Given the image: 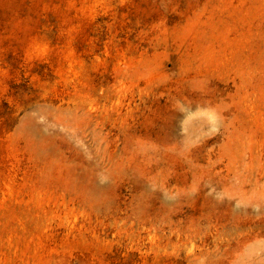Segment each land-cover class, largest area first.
<instances>
[{
    "label": "rangeland",
    "instance_id": "rangeland-1",
    "mask_svg": "<svg viewBox=\"0 0 264 264\" xmlns=\"http://www.w3.org/2000/svg\"><path fill=\"white\" fill-rule=\"evenodd\" d=\"M0 264H264V0H0Z\"/></svg>",
    "mask_w": 264,
    "mask_h": 264
}]
</instances>
